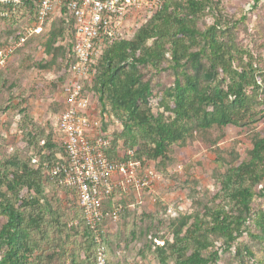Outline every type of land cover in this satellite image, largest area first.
I'll list each match as a JSON object with an SVG mask.
<instances>
[{"label": "trees", "instance_id": "16d2710c", "mask_svg": "<svg viewBox=\"0 0 264 264\" xmlns=\"http://www.w3.org/2000/svg\"><path fill=\"white\" fill-rule=\"evenodd\" d=\"M220 1L168 0L130 40H117L105 46L101 68L99 63L92 84L86 83L85 87L95 102L101 133L111 139L112 159L117 157L116 137L108 127L110 118L122 124L124 132L131 137L127 150L134 151L140 160L133 148L141 141L150 146L147 157L153 161L164 160L171 146L182 142L191 127L239 128L262 119L261 116L252 120L264 97V64L237 47L231 28L222 22ZM37 10L38 2L27 0L10 22L1 27L23 22L30 27L36 23ZM59 15L67 22L70 39L66 83L71 77L69 66L75 60L74 23L65 11ZM208 15L214 17V22L200 28L199 22ZM24 35L20 34L18 39ZM141 68L159 73L169 71L174 79L172 87L156 91L150 81L143 80ZM154 103L157 108L153 107ZM63 106L62 112L66 108L64 103ZM23 113V126L30 127V133H36L35 123ZM34 135L31 143L40 146L44 155L42 159L33 157V166L11 158L0 159V264H39L44 252L38 244L48 243L45 241H49L50 222L64 234L66 227H74V223L63 224L60 215L53 216L42 184L44 173L49 184L72 192L78 203L75 189L62 188L58 179L48 173L61 163L58 155L64 154L63 143L57 149L49 136ZM35 159L37 163H33ZM225 183L226 204L212 209L208 221L192 225L186 238L178 244L176 258L171 263L169 258H162L159 264H213L218 256L217 243L228 252L235 248L240 264H247L244 254L252 259L255 254L240 244L245 235L263 246V257L257 264H264V213L255 212L252 207L256 198L264 197L263 190L258 192L264 183V138L255 144L252 160L233 167L225 176ZM24 189L28 191L26 197L22 195ZM119 193L103 204L104 219L99 227L109 264L112 262L104 222L115 219L113 212L122 207L109 208L112 198ZM123 209L117 219L124 216ZM78 211L85 243L78 246L75 242L72 245L77 251L71 248L63 255L68 264H96L95 233L86 226L79 205Z\"/></svg>", "mask_w": 264, "mask_h": 264}, {"label": "rangeland", "instance_id": "374dc122", "mask_svg": "<svg viewBox=\"0 0 264 264\" xmlns=\"http://www.w3.org/2000/svg\"><path fill=\"white\" fill-rule=\"evenodd\" d=\"M219 10L222 22L231 28L237 47L264 64V0H221ZM213 22L214 17L208 15L201 19L199 27ZM27 27L23 22L0 28V56L18 43L19 35ZM69 41L64 16L54 14L17 48L1 70L0 159L11 158L33 166L31 159L35 156L42 159L44 155L40 146L31 143L36 133L49 136L57 149L62 144L58 120L64 107L62 88L68 71ZM141 73L143 80L150 81L156 91L168 90L174 82L169 71L159 73L141 68ZM99 108H102L100 103ZM106 110L110 114L108 106ZM23 112L35 123L36 133L23 126ZM255 113L252 120L261 116L262 119L246 127L214 126L210 130L191 127L182 142L171 146L164 160L148 159L150 146L137 142L133 149L142 162L141 176L148 174L153 181L149 187L116 194L111 200L110 209L122 206L126 210L123 217L104 222L112 264H159L162 258H169L171 263L176 258L178 244L192 225L208 221L212 209L226 204L225 176L233 167L249 163L255 144L264 138V97ZM115 120L110 118L108 127L116 137L114 152L122 154L130 148L131 137ZM42 184L53 216L60 215L63 224L74 223V227H66L64 234L50 222L49 241H45L48 243L38 244L44 252L39 264H68L64 251L71 248L77 251L72 244L85 243L77 197L49 184L44 173ZM262 190L264 183L258 187V192ZM22 195L26 197L28 191L24 189ZM252 207L255 212L264 213V197L256 198ZM239 242L255 254L254 259L244 254L243 260L257 264L263 257V246L246 235ZM216 250L218 256L213 264H240L235 248L228 252L217 243Z\"/></svg>", "mask_w": 264, "mask_h": 264}, {"label": "built area", "instance_id": "2783aa9c", "mask_svg": "<svg viewBox=\"0 0 264 264\" xmlns=\"http://www.w3.org/2000/svg\"><path fill=\"white\" fill-rule=\"evenodd\" d=\"M27 0H0V28ZM38 2L36 23L27 27L18 43L0 56V71L13 52L33 36L54 14L65 11L74 23L70 79L62 88L65 110L58 120L63 143L60 164L49 170L64 189H75L86 226L95 233L96 264H109L99 233L104 219L103 204L117 193L149 187L153 177L142 174V162L132 150L112 159V142L102 131L95 102L85 84H92L106 45L130 40L162 9L168 0H32ZM91 86H89V89ZM157 108V103H154ZM163 112V109L159 110ZM38 160H33L37 163ZM122 207L113 212L117 219Z\"/></svg>", "mask_w": 264, "mask_h": 264}]
</instances>
